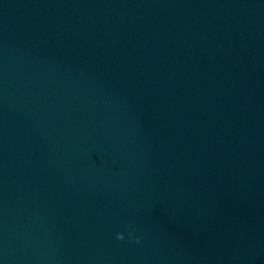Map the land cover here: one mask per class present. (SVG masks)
I'll list each match as a JSON object with an SVG mask.
<instances>
[{"label":"water","instance_id":"water-1","mask_svg":"<svg viewBox=\"0 0 264 264\" xmlns=\"http://www.w3.org/2000/svg\"><path fill=\"white\" fill-rule=\"evenodd\" d=\"M0 264H264V0H0Z\"/></svg>","mask_w":264,"mask_h":264},{"label":"clouds","instance_id":"clouds-1","mask_svg":"<svg viewBox=\"0 0 264 264\" xmlns=\"http://www.w3.org/2000/svg\"><path fill=\"white\" fill-rule=\"evenodd\" d=\"M117 239L123 240V239H124L123 234L118 233V234H117ZM136 242L139 243V240L137 239Z\"/></svg>","mask_w":264,"mask_h":264}]
</instances>
